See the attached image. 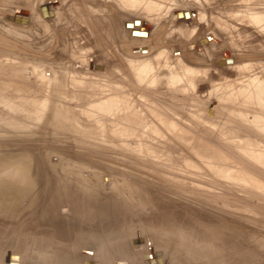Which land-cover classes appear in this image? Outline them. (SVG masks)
<instances>
[{
	"label": "rangeland",
	"instance_id": "rangeland-1",
	"mask_svg": "<svg viewBox=\"0 0 264 264\" xmlns=\"http://www.w3.org/2000/svg\"><path fill=\"white\" fill-rule=\"evenodd\" d=\"M248 5L0 0V233L52 229L58 210L70 250L69 202L94 201L139 250L183 227L193 264H264V29Z\"/></svg>",
	"mask_w": 264,
	"mask_h": 264
},
{
	"label": "bare ground",
	"instance_id": "bare-ground-1",
	"mask_svg": "<svg viewBox=\"0 0 264 264\" xmlns=\"http://www.w3.org/2000/svg\"><path fill=\"white\" fill-rule=\"evenodd\" d=\"M246 1L249 3V5L246 6V9L250 10L249 13L248 12L246 13L247 17H249L252 21H254L256 26H258L261 29L262 28L264 29V11L258 10L261 7L259 1L264 4V0H246ZM145 3L146 2H143L142 3L143 5L142 4L139 5L137 9L143 11L144 13H148V8L146 7ZM256 5L260 7H257L258 8L257 9L255 7ZM41 12L43 15L49 14V10L46 6L44 8L43 7L41 8ZM176 15L177 17H180V18L190 17V19L193 18L194 16L192 10L190 11H178L177 10ZM146 25L147 24L143 25L144 28L145 27L147 28ZM142 68L144 69V66H142ZM0 70L1 72L3 71L2 63H0ZM144 73L146 75H150L147 67H146V70L144 69ZM235 83L236 84L227 83L224 87H252L250 85H239L237 82ZM258 87L260 86L258 85ZM75 201L76 200L69 202L72 208V212L71 214H69V216L73 219L74 218L76 219V220L74 219L75 221L72 219L73 221L68 222L70 223L69 225L70 228H72L73 232L75 233V240L73 242V246L70 247V250L67 249L69 247L68 245L67 246L64 245L65 239L67 237L66 234L68 233V231L65 228L67 226L66 221H63L64 220L63 217L57 210L53 214V215H56L55 216L56 219L48 220L49 223L53 224L52 229H50L51 227L47 229H43V228L42 229L39 228V230L35 229L36 231L32 234V236L28 234L27 232L23 231L21 229L22 227H19L17 229L13 228L14 234H9L10 231L0 233V238L1 236L4 235L5 236L4 239H7L6 243H4L5 241L2 242L4 248L3 247L0 248V256L4 258V261L7 264H22V263L28 264V261H27L28 256L32 260L31 264L32 262H36V261H40L42 262V264H193L192 259H191L192 254L191 252L189 253V248H196V246H195V243L191 239L190 240L192 242L190 245H189L188 239H186L188 240V242L185 241L186 243H188V245L184 244L185 242H182L184 240V235H183L184 233H180L181 232L180 230L183 227H179L180 232L176 228H174L175 230L173 229L169 232H162L160 231L159 227H156L157 225L156 224L155 227L157 228L156 233H157L158 240L154 241L155 242L154 246L157 247V250L155 249L152 251L150 250L152 246H149V250L145 249L146 251H142V250H139L136 244L131 243L130 235L133 233V231L127 232L126 229H124L123 227H118V225L120 224L119 220L114 218V216L112 215V212L107 210L108 208L107 209L105 208L106 210H104V207H103L104 211H100L98 208L99 207L98 203L94 201L84 203L83 202L84 200L82 199V201L80 200L81 203L83 202L82 204H80V202H77V201L75 202ZM99 211L100 213H98ZM91 216H96V219H98V223H95V224H99L100 226H98L97 228H91L92 223L90 222H95V221H90V222L88 221V220H91ZM107 217L111 218V220L109 221L108 219H106ZM179 217L182 222L188 224L189 216L187 217L185 215H180ZM92 219L94 218L92 217ZM100 221L101 223H99ZM104 223L106 226L103 227ZM76 224H78L79 227ZM171 225H173L172 222H171ZM174 227H176V225H174ZM197 231L201 232V230L199 229ZM70 232H69V235H70ZM201 233L205 238L213 242V244L217 247L218 244H217L216 239H217V236L219 235L215 237L210 234L208 235V234H204L203 232ZM33 237H36V238H33ZM231 237H228V238H231ZM63 240L64 242L61 243V241ZM161 241H164V242H161ZM242 241L243 239L241 240V242ZM34 244H36V247H33ZM231 246L232 245L226 247L225 250H222V252H226L227 248H230ZM244 246L246 247V245ZM79 248H83V250L89 251L91 253L85 252V255L84 254L77 255V253L79 252L78 251ZM161 250L164 251L163 252L164 257H161V255H159ZM5 252H9V253L6 255ZM37 252H40V253H37ZM96 259L99 260V263L96 261ZM249 263L253 264L251 263V261H249ZM195 264H200V263H195Z\"/></svg>",
	"mask_w": 264,
	"mask_h": 264
}]
</instances>
